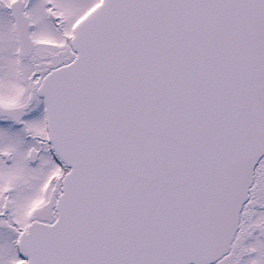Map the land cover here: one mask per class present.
I'll list each match as a JSON object with an SVG mask.
<instances>
[{
    "label": "snow or ice",
    "instance_id": "obj_1",
    "mask_svg": "<svg viewBox=\"0 0 264 264\" xmlns=\"http://www.w3.org/2000/svg\"><path fill=\"white\" fill-rule=\"evenodd\" d=\"M0 264H264V0H0Z\"/></svg>",
    "mask_w": 264,
    "mask_h": 264
}]
</instances>
